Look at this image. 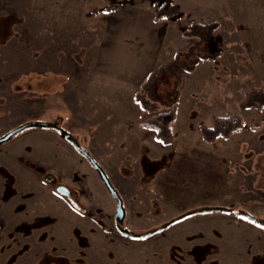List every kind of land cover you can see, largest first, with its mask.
I'll use <instances>...</instances> for the list:
<instances>
[{
	"label": "rangeland",
	"instance_id": "1",
	"mask_svg": "<svg viewBox=\"0 0 264 264\" xmlns=\"http://www.w3.org/2000/svg\"><path fill=\"white\" fill-rule=\"evenodd\" d=\"M154 1L0 0V137L37 121L65 129L108 177L125 209L120 227L136 236L114 227L115 200L77 146L57 130L26 124L0 144V264H264V226L237 214L264 219V108L242 107L236 87L245 80L232 73L250 69L246 89L264 87L253 76L255 59L251 68L245 59L249 49L231 42L250 38V31L264 33V0H171L186 14L174 21L178 29L190 19L220 22L194 49L218 51L217 59L195 54L168 62L181 71L172 130L176 138L187 135L186 146L176 148L187 154L195 140L189 138L197 137L209 145L199 151L207 153L204 160L168 157L174 140L163 145L139 124L166 109L175 73L155 83L154 96L143 93L155 108L148 113L135 99L139 88L132 95L130 85L94 69L105 7L148 8ZM257 53L264 62V49H251ZM193 63L195 71H186ZM226 113L239 114L243 129L203 141L197 124ZM254 117L258 128L250 126ZM100 120L105 124L96 128ZM142 132L158 146H139ZM161 153L159 161L151 156ZM50 175L72 194L57 191L51 178L43 181Z\"/></svg>",
	"mask_w": 264,
	"mask_h": 264
},
{
	"label": "crops",
	"instance_id": "2",
	"mask_svg": "<svg viewBox=\"0 0 264 264\" xmlns=\"http://www.w3.org/2000/svg\"><path fill=\"white\" fill-rule=\"evenodd\" d=\"M103 16L104 19H107L102 27L103 49L101 56L97 58L98 65H96L94 69L99 74L122 80L126 84L130 85L132 88V95L156 65L163 62L172 61L174 59V52L177 49H184L189 43V39L183 38L180 35V29L176 27V23L174 21L167 19L155 20L153 18V6L145 8V6L140 4L126 5L124 3L116 9L106 11L103 13ZM232 17L235 18V14H232ZM231 24L236 26L238 25V21L234 19ZM248 35L250 38L247 37V39L240 40L233 39L231 42H238V45L232 44L234 47L242 46L246 48V50L249 49L245 59L248 60V65L250 68L253 64L252 59H255V64L257 66L255 67V75L253 74V76L262 81L259 82L257 80V85L264 87V62H262L261 59L262 55H259L258 53L254 54L255 58L253 55H251V49H264V33H252L250 31ZM182 44L184 45L182 46ZM236 57L243 58L244 55H237L235 58ZM248 72L247 75L245 73H232V75L236 76L243 75V79L245 80L236 87V90H238L237 95H240L238 99H242L243 92L246 89L245 85L247 81L251 82L253 78L252 71L249 69ZM232 79L238 80L234 76ZM108 101L112 100L110 99ZM104 124L105 123H102L101 121L96 126V128H101V126H104ZM96 128L93 130V132H96ZM102 135L105 137V132L102 133ZM186 136L187 135H181V137L179 136L177 138L174 136V142L171 146L173 148L169 147V150L172 152L165 155L175 159L200 157L202 160H204L203 156L207 155V153L200 154L199 151H202V149L206 150L208 148L207 146L209 145L201 142L199 139H197V137L189 138L195 140L189 142L188 146L191 147V149H189L187 154H182L180 152L182 149L176 148V146H186ZM141 137L142 138H140L139 141L143 145L139 146H145V144L149 148H151L153 145L158 146V144L152 140L151 134H149V132H142ZM98 140H103V143H100ZM115 140L117 139H97L96 143L112 147L122 145L120 141L115 142ZM124 143L127 144L126 141H124ZM196 144L199 147H197ZM151 156L154 157L153 159L159 161L160 158H162V153L156 157L153 155Z\"/></svg>",
	"mask_w": 264,
	"mask_h": 264
},
{
	"label": "trees",
	"instance_id": "3",
	"mask_svg": "<svg viewBox=\"0 0 264 264\" xmlns=\"http://www.w3.org/2000/svg\"><path fill=\"white\" fill-rule=\"evenodd\" d=\"M120 6L119 3L112 5H107L105 7L106 11L116 9ZM95 10L94 12H96ZM185 12L179 7V5L171 0H155L153 7V18L155 20H172L179 21L181 18L185 17ZM220 26V22L215 19H211L205 22L198 21L196 19H190L186 26L180 28V35L183 38L189 39V43L184 49H177L174 52V61L180 60L181 57L188 58L193 55H197L203 60H215L219 56L218 51L209 52L203 55L194 52L197 43L201 42L205 37L212 35ZM197 39L196 43L192 41ZM186 71H193L195 69V63L186 66ZM171 71L177 75L176 81L174 83L173 91L168 99L167 103H164L166 109L156 112L149 113L148 111L154 110L152 105L147 103V98L144 97L143 93L150 96H154L153 87L155 83L162 78V76ZM180 79L181 71L180 68L174 67L171 63L163 62L155 66V68L147 75L145 80L141 83L139 90L135 93V99L139 105L145 109L149 114L144 115L139 120V124L143 127L149 128L153 131V137L157 139L161 144L167 145L173 142L174 133L172 130V124L177 117V106L176 103L180 96ZM152 99H157L152 97ZM241 105L244 108H252L255 110H260L264 108V88L251 86L245 90ZM260 124V118L254 117L250 121V126L253 128H258ZM37 126V125H35ZM244 123L241 116L237 113H226V114H215L211 118V124H207L203 121L197 124L198 134L203 141L211 143L218 138L228 139L233 134L239 132L243 129ZM230 210V209H227ZM190 213V212H189ZM180 218L176 217L171 221ZM170 223L167 222V226ZM149 233V232H147Z\"/></svg>",
	"mask_w": 264,
	"mask_h": 264
},
{
	"label": "water",
	"instance_id": "4",
	"mask_svg": "<svg viewBox=\"0 0 264 264\" xmlns=\"http://www.w3.org/2000/svg\"><path fill=\"white\" fill-rule=\"evenodd\" d=\"M34 124H37V125H43L42 122H36V123H29L28 125L32 126ZM24 127V125H20L14 129H11L9 130L8 132H6L4 135H2L0 137V143L2 142H5L6 140H8L14 133H16L17 131H19L20 129H22ZM55 129L59 132L60 135L64 136L65 138L71 140L72 139V136L70 133H68L65 129L61 128V127H58V126H55ZM79 150L84 153L87 157H88V160L89 162L91 163V165L99 172L104 184L106 185V187L108 188V190L110 191V193L115 197L116 199V202H117V208H116V217L118 220L122 219L123 215H124V208L122 206V203H121V199L117 193V191L113 188V186L111 185L108 177L106 176V174L104 173V171L101 169V167L95 162V160L88 155V153L83 150L82 148L78 147ZM62 192V191H61ZM245 216L248 217V218H252L254 220V218L245 213ZM122 233H129L128 231L126 230H121Z\"/></svg>",
	"mask_w": 264,
	"mask_h": 264
},
{
	"label": "flooded vegetation",
	"instance_id": "5",
	"mask_svg": "<svg viewBox=\"0 0 264 264\" xmlns=\"http://www.w3.org/2000/svg\"><path fill=\"white\" fill-rule=\"evenodd\" d=\"M29 123H32V122H29ZM26 124L27 123H24L23 125H24V127L22 128V129H20V130H23L24 128L26 129ZM43 124L44 125H41L42 127H44V128H52V129H54V130H56L55 129V126H57V125H55V124H53V123H49V122H43ZM28 125V124H27ZM59 127V126H58ZM4 135V134H3ZM9 140V139H8ZM66 140H68V141H70V142H73L76 146L77 145H79L78 144V142L76 141V139H71V140H69V139H66ZM7 141V140H6ZM3 143V142H2ZM1 144V143H0ZM77 148H78V146H77ZM79 149V148H78ZM80 151V150H79ZM81 152V151H80ZM82 153V152H81ZM88 153V152H87ZM82 155H84L87 159H88V157L84 154V153H82ZM88 155L90 156V154L88 153ZM89 161V160H88ZM90 163V162H89ZM49 178H51L50 180H51V183H53V185H55L56 186V184H58L55 188H56V190L57 191H59V192H63L65 195L66 194H72V192H71V190L69 189V188H67V189H65L64 187H62L61 185H59V183H57L54 179H53V176H44L43 177V181H45V182H48L49 181ZM54 180V181H53ZM119 195V194H118ZM113 196V195H112ZM120 197V196H119ZM113 198H114V200H115V203H116V208H117V202H116V199H115V197L113 196ZM121 199V198H120ZM121 203H122V201H121ZM123 206V205H122ZM116 208H115V213H114V227L116 228V230L118 231V232H121V230H125V229H122L121 227H120V222H122V220H123V218H124V215H125V209H124V215H123V217H122V219H120V220H118L117 219V217H116ZM227 208V207H226ZM228 209H230V208H228ZM245 213H247V214H249V215H251L253 218H254V220L252 219V218H248V217H246L245 216ZM237 214L238 215H242L243 217H245V218H247V219H249V220H251V221H253V223L254 224H262L263 226H264V219H262V218H257V216H254L253 214H250V213H248V212H245V211H242V210H239V212H237ZM170 224V223H169ZM168 224V225H169ZM166 225H163V227H165ZM163 227H160V228H158V231H160L161 230V228H163ZM126 231H128V230H126ZM129 233H122L123 235H125V236H128V237H136L134 234H132L130 231H128ZM151 234V232H149V233H147L146 235H150Z\"/></svg>",
	"mask_w": 264,
	"mask_h": 264
}]
</instances>
